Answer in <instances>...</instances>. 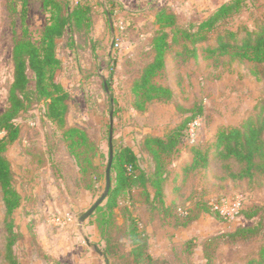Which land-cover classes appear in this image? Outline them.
Here are the masks:
<instances>
[{
	"label": "rangeland",
	"instance_id": "rangeland-1",
	"mask_svg": "<svg viewBox=\"0 0 264 264\" xmlns=\"http://www.w3.org/2000/svg\"><path fill=\"white\" fill-rule=\"evenodd\" d=\"M27 1L21 23L19 0H0V113L8 105L14 43L29 39L38 44L50 15L45 0ZM58 1L68 8L78 0ZM113 1L108 15L107 1L87 0L90 29H76L72 23L57 42V80L68 94L64 123L48 116L44 99L33 100L16 120L19 136L5 156L21 198L13 214L18 239L14 250L20 263L105 264L96 245L106 253L108 264H135L128 256V226L144 229L146 224L156 232L150 250L164 251L171 264H264V175L234 178L231 174L243 170V164L222 159L214 147L219 130L259 121L264 105L262 65L205 50L215 46L216 35L224 29L252 28L263 20L264 0H249L223 19L201 51L192 53L193 42L184 38L172 42V55L151 78L153 85L170 91L168 101L148 98L139 87L142 70L154 57L153 37L160 28L169 29L159 11L171 14L175 25L183 28L207 18L228 0ZM111 40L119 46L110 50ZM190 117L195 120L190 122ZM180 126L184 135L164 156L163 169L157 168L144 140L163 137ZM110 129L113 155L125 146L139 150L138 165L151 180L155 171L157 176L177 174L174 181L171 177L162 183L160 199L153 200L150 182L139 179L121 188L112 212L98 210L80 222V215L105 188ZM72 139L79 140L72 144ZM192 158L198 160L194 167ZM111 177L112 187V170ZM217 201L218 216L207 208ZM177 207L188 214L179 209V215ZM237 207L256 211L263 224L261 234L234 244L208 238L228 226L257 220L240 216L227 223L225 218ZM6 237L0 192V264H8Z\"/></svg>",
	"mask_w": 264,
	"mask_h": 264
},
{
	"label": "trees",
	"instance_id": "trees-1",
	"mask_svg": "<svg viewBox=\"0 0 264 264\" xmlns=\"http://www.w3.org/2000/svg\"><path fill=\"white\" fill-rule=\"evenodd\" d=\"M104 1H107L109 4L108 13L111 15L114 1ZM247 1L249 0H228L223 2L207 18L198 23H190L187 27L183 28L175 25L171 14L163 16L164 10H160L158 13L159 18L160 20L162 17L164 18L169 29L160 28L161 31L156 32V35L153 37L154 57L144 66L140 75L139 87L142 88L143 94L151 99L170 100V91L165 87L153 85L151 78L156 76L155 74L164 68L166 56L172 55V51L174 50V47L171 45L172 42L184 38L193 42V46L191 47L192 53H196L199 49L201 51V44L209 40V33L215 30L223 19L239 11ZM19 2L21 4V23H23L28 1L19 0ZM45 5L49 8L50 15L42 30L39 43L36 44L29 39H21L16 41L12 47L13 80L7 92L8 105L0 113V133H3L0 137V192L4 207L5 229L7 232L5 258L8 264H21L14 250L15 243L18 239L17 233L14 230L13 220V214L20 206L21 198L14 186L11 165L5 156V151L19 136L20 127L16 122L18 116L35 99L47 100L48 116L58 120L60 124L64 123L68 94L57 80L61 64L56 52L57 42L64 36L66 29L70 28L72 23H74L76 29L84 28L89 30L91 27V6L87 0L83 2L78 0L72 7L68 8L58 0H45ZM215 39V46L206 47V51H219L222 54L236 56L239 60L261 63L264 76V18L252 28L242 26L236 30L224 29L216 35ZM29 72H31V76ZM31 81L34 83L33 88L30 87ZM260 114V119L256 124L249 122L244 128L231 127L229 129L219 130L215 136L214 147L219 150L220 157L243 164V170L231 174L236 179L264 175V105L261 108ZM189 119L192 122L195 120V117H190ZM180 129L181 126L173 129L163 137H151L144 140L143 145L146 151L152 155L157 168L160 167L163 169L164 156L171 154L175 150L178 137H181L183 134ZM78 140L72 139V144H77ZM138 151L125 146L115 152L110 169V179H112V170L114 172L115 183L110 187L104 203L100 204L94 213L98 210L102 212L105 210L108 213L112 212L116 205V197L121 188L128 186L136 180L140 179L143 182H150L154 189L151 195L153 200L160 199L163 196L162 183L167 178L172 177L174 181L176 172L174 176H171L170 173L166 177L165 174L157 176L158 172L155 171L153 173L155 177L152 180L149 179L147 177L148 174L138 165ZM200 154L196 152L195 156H200ZM201 158L203 163H205V156L203 155ZM158 159H161V161L158 162ZM196 160L195 158L191 159L192 162L190 165L192 167L195 166ZM186 164L184 163V165ZM204 202L207 204L206 200ZM215 204H218V201L207 205V208L211 211L213 210L212 212L218 216V209L213 207ZM179 209L182 210L180 207H177L176 211L180 215ZM182 211L188 214L184 208ZM255 212L253 209L240 207L235 213V218L241 216L245 219L257 218V220L249 225L238 224L228 226L230 230L227 231L228 227L223 228L218 234L208 238L234 244L240 240H247L258 236L263 231V224ZM221 220H224L223 217ZM137 226L134 224L128 226V238L131 246L128 256L132 258L133 263L139 264L140 262L141 264H146L149 262L153 264H171L165 258L154 257L150 254L148 251L149 236L146 235L145 229ZM103 254L106 255L104 252ZM206 257L203 255L204 260L207 262ZM231 264L236 263L232 262ZM247 264L251 263L248 262Z\"/></svg>",
	"mask_w": 264,
	"mask_h": 264
},
{
	"label": "water",
	"instance_id": "water-1",
	"mask_svg": "<svg viewBox=\"0 0 264 264\" xmlns=\"http://www.w3.org/2000/svg\"><path fill=\"white\" fill-rule=\"evenodd\" d=\"M107 14L109 15L108 11ZM109 24L111 27V21L109 19ZM113 46V40H111L110 43V50L112 49ZM104 88L107 91V86L104 84ZM112 136H111V129L109 132V156H108V162L105 168V188L103 193L100 195V197L93 203V205H91V207H89V209L87 211H85L83 214L80 215L79 220L80 222H83L91 213L94 212V210L101 204V202L104 200V198H106L108 191L111 187V179H110V169H111V164H112V160H113V152H112V142H111ZM94 250L103 257L105 264H108L107 262V258L103 255V252L98 249V247L96 245H93Z\"/></svg>",
	"mask_w": 264,
	"mask_h": 264
},
{
	"label": "crops",
	"instance_id": "crops-1",
	"mask_svg": "<svg viewBox=\"0 0 264 264\" xmlns=\"http://www.w3.org/2000/svg\"><path fill=\"white\" fill-rule=\"evenodd\" d=\"M146 233L148 234L149 238H148V243H149V248H148V251L151 253L152 256H155V257H160V258H165L168 260V257L165 256L164 254V251L163 252H159L158 254H155V252H152L150 249H151V243H152V240H153V237L156 238V232H155V227H151L150 225H146L145 224V227H144ZM163 254V256L161 255Z\"/></svg>",
	"mask_w": 264,
	"mask_h": 264
},
{
	"label": "built area",
	"instance_id": "built-area-1",
	"mask_svg": "<svg viewBox=\"0 0 264 264\" xmlns=\"http://www.w3.org/2000/svg\"><path fill=\"white\" fill-rule=\"evenodd\" d=\"M118 46H119V43H118L117 41H116V42L114 41L112 47L115 49V48H117ZM213 207L216 208V209H219L218 204L213 205ZM238 209H239V207H237V209L235 210L234 214L231 215L230 218H225L227 222L230 223V222L233 220V218L235 217V213L237 212Z\"/></svg>",
	"mask_w": 264,
	"mask_h": 264
}]
</instances>
